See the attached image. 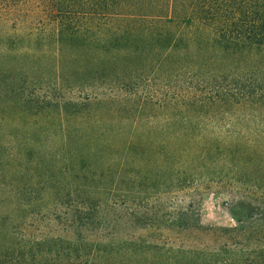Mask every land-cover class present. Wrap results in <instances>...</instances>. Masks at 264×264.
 <instances>
[{"label":"trees","instance_id":"16d2710c","mask_svg":"<svg viewBox=\"0 0 264 264\" xmlns=\"http://www.w3.org/2000/svg\"><path fill=\"white\" fill-rule=\"evenodd\" d=\"M46 43L56 45L54 73L65 74L67 85L78 88L84 102L97 94L90 92L94 88L125 94L116 100L104 95L98 104L107 111L110 103L128 104L142 86L161 81L164 88L175 87L173 95L163 94V106L175 100L186 117L164 127L173 125L176 133L166 149L171 168H177L178 186L213 172L235 180L247 177L252 170L239 164L242 155L252 156L248 166L259 157L257 172L264 173V135L246 145L208 127L223 120H201L241 108L264 110V0H0V72L5 73L0 74V101L15 96L14 78L11 83L6 79L14 73L15 60L23 66L40 60ZM96 140L85 137L81 150L96 146L101 151L114 142ZM228 156L241 157L234 162ZM94 207L88 197L81 216L72 219L74 227L109 226L93 215ZM146 224L156 226L150 221L142 227ZM160 225L189 230L183 220ZM249 229H219L214 239L223 240L220 245L170 235L151 242L141 235L118 239L78 233L73 238H15V248V243L6 246L0 234V264H264V225L253 237Z\"/></svg>","mask_w":264,"mask_h":264},{"label":"rangeland","instance_id":"374dc122","mask_svg":"<svg viewBox=\"0 0 264 264\" xmlns=\"http://www.w3.org/2000/svg\"><path fill=\"white\" fill-rule=\"evenodd\" d=\"M20 46L27 50L25 44ZM43 50L45 56L25 61V66L15 60L12 76L5 75L11 78H6L8 83L15 80V96L0 101V234L6 246H14L15 238L20 237L73 238L78 233L114 235L118 239L141 235L151 242L170 235L184 242L220 245L223 240L214 239L219 229L250 228L247 233L252 237L260 231L264 225V193L256 186L264 188V173L257 172L259 157L248 166L252 156L242 155L240 161L241 156H228L251 168L247 177L237 176L235 180L231 175L213 172L177 185V168H171L174 165L166 149L176 133L173 125L164 127L167 121L177 123L175 120L186 117L179 113L175 100L163 106V94L173 95L174 86L169 90L161 81L142 86L128 104L110 103L107 111L98 104L104 95L116 100L125 94L101 93L94 88L90 92L97 94L84 102L81 91L67 85L65 74L59 77L54 73L56 45L46 43ZM98 120L108 122L101 124ZM201 120H223L208 127L221 137H235L241 143L264 135L262 109L241 108ZM85 137L89 141L109 137L114 142L103 145L100 149L109 146L101 151L96 146L84 151L81 146ZM227 172L228 167L222 171ZM88 197L95 202L93 215L109 226L93 230L74 227L72 219L81 216ZM178 219L189 224V230L180 232L176 227L160 225ZM150 221L156 226L142 227Z\"/></svg>","mask_w":264,"mask_h":264}]
</instances>
